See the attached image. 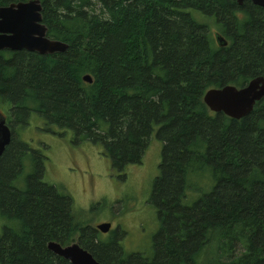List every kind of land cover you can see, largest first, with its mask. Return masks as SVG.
I'll return each mask as SVG.
<instances>
[{
  "label": "trees",
  "instance_id": "obj_1",
  "mask_svg": "<svg viewBox=\"0 0 264 264\" xmlns=\"http://www.w3.org/2000/svg\"><path fill=\"white\" fill-rule=\"evenodd\" d=\"M41 2L48 36L69 46L48 55L0 50L3 109L16 123L35 116L99 145L122 175L142 164L154 138L161 145L149 247L129 252L119 232L104 240L83 224L81 245L101 264H264V100L240 119L204 102L210 88L264 75V7ZM42 167L37 152L12 138L0 160V264H72L48 248L74 225L69 198L44 182Z\"/></svg>",
  "mask_w": 264,
  "mask_h": 264
},
{
  "label": "rangeland",
  "instance_id": "obj_2",
  "mask_svg": "<svg viewBox=\"0 0 264 264\" xmlns=\"http://www.w3.org/2000/svg\"><path fill=\"white\" fill-rule=\"evenodd\" d=\"M30 122L31 125L17 127L21 138L28 141L34 138V141L31 140L33 144L40 142L39 139L54 144L50 148H46L45 144L40 145L51 153L48 178L59 183L64 192L72 197L75 215L81 224L96 226L112 222L114 228L122 226L128 230L125 240L127 251L147 249L156 224L153 210L142 206L139 201L149 195L151 180L157 172L161 145L152 142L143 156L142 164L128 166L127 178L122 180L111 160L102 154L99 145L87 140L77 141L73 131L65 129L64 139L52 140L35 128L43 124L40 120L33 116ZM144 226L151 231L143 233ZM100 236L108 239L104 233H100Z\"/></svg>",
  "mask_w": 264,
  "mask_h": 264
},
{
  "label": "water",
  "instance_id": "obj_3",
  "mask_svg": "<svg viewBox=\"0 0 264 264\" xmlns=\"http://www.w3.org/2000/svg\"><path fill=\"white\" fill-rule=\"evenodd\" d=\"M242 3L244 0H237ZM253 3L264 6V0H252ZM41 0H26L12 2L0 6V50H28L40 54L64 52L68 43L50 38L48 26L43 22ZM216 38L221 46L227 44L224 37L217 32ZM84 80L92 82L91 75ZM264 100V76L253 78L246 86L238 88L235 85H225L210 88L204 94V102L209 109L223 112L229 117L240 119L250 114L258 101ZM11 132L5 125L4 115L0 112V156L10 143ZM110 223L97 226L102 232L109 231ZM48 248L55 254L69 260L72 264H101L91 252L74 243L62 246L51 241Z\"/></svg>",
  "mask_w": 264,
  "mask_h": 264
},
{
  "label": "flooded vegetation",
  "instance_id": "obj_4",
  "mask_svg": "<svg viewBox=\"0 0 264 264\" xmlns=\"http://www.w3.org/2000/svg\"><path fill=\"white\" fill-rule=\"evenodd\" d=\"M235 1H237V0H235ZM246 0H244L242 3H239L238 1V3L240 4V5H242L244 2H245ZM249 1H251L252 3H253V1L252 0H249ZM254 5H257V4H255V3H253ZM258 6H260V5H258ZM261 7H264V6H261ZM218 31H216L215 32V38H216V33H217ZM221 34V33H220ZM47 35H48V33H47ZM222 35V34H221ZM223 36V35H222ZM224 37V36H223ZM51 38V37H50ZM224 39H225V41L227 42V44H225L224 46H227L228 44H229V42H228V40H226V38L224 37ZM216 41H217V38H216ZM33 52V51H32ZM36 53H38V52H36ZM56 53H61V52H56ZM56 53H52V54H56ZM40 54V53H39ZM42 55H48V54H42ZM259 76H264V75H259ZM256 77H258V76H256ZM255 78V77H254ZM253 79V78H252ZM251 79V80H252ZM250 80V81H251ZM249 81V82H250ZM248 82V83H249ZM247 83V84H248ZM246 84V85H247ZM232 85V84H231ZM246 85H244V86H246ZM236 86V85H235ZM244 86H242V87H244ZM238 87V86H237ZM242 87H238V88H242ZM0 112L4 115V119H5V125L6 126H8V128H9V130H10V132H11V140H10V143H11V141H12V138H15V139H17L18 141H20V142H22V143H25L27 146H29V149H30V151L32 152V151H35V152H37L38 154H39V156H40V158H41V161H42V169H43V173H42V177H43V180H44V182L45 183H47V184H51V185H53L55 188H56V190L59 192V193H62V194H64V195H66L68 198H69V211H70V215H71V219H72V224L74 225V230L73 231H71L70 233H69V236L66 238V240H63V241H58V240H50V241H48V243L49 242H51V241H55V242H58L59 244H61L62 246H69V245H72V244H74V243H78L80 246H82L81 245V233H80V224H81V220L75 215V211H74V207H73V201H72V197L69 195V194H67L66 192H64V190H63V188H62V186L59 184V183H57V182H53V181H51L49 178H48V172L47 171H49L48 170V166H50V161H51V153L50 152H46V149L45 148H42V147H40V145L41 144H45L46 145V148H50V147H53V143H51V142H47L46 140H44V139H39V141L40 142H38V143H40L39 145H38V143H36V144H33L32 143V141L31 140H33L34 141V138H32L30 141H28L27 139H24V138H21V133L20 132H18V130H17V127H25L26 125H31V122H30V120H27L26 122H24V123H16L15 121H14V118L12 117V116H10L9 115V111H6V109H0ZM31 119V118H30ZM41 122L43 123L42 125L41 124H38V125H36L35 126V128L37 129V130H41V133L45 136V135H48L49 136V138H51L52 140H59V139H64V130H61L58 126H53V125H47V122H45L44 120H41ZM45 126V127H44ZM47 126V127H46ZM53 129H55L56 131H54ZM42 131H45V132H42ZM153 142H157L158 144H159V146H160V143L158 142V140L157 139H155L154 138V140H153ZM9 143V144H10ZM152 143V142H151ZM8 144V145H9ZM7 145V146H8ZM7 146H6V148H7ZM6 148H5V150H6ZM148 149V148H147ZM5 150L3 151V153L1 154V156H0V160H1V158H2V156L4 155V152H5ZM30 155V154H29ZM160 163H161V148H160V156H159V162H158V164H157V172H156V174L153 176V178H152V180L156 177V176H158V173H159V166H160ZM28 171V169H26V167H25V172H27ZM119 176H120V178L122 179V180H124V179H126L127 178V174L126 175H122V174H119ZM152 180H151V182H152ZM152 185V184H151ZM151 189H150V191H149V195L146 197V198H143V199H141L140 201H139V204H142V206H144V207H147V208H149V209H151V210H153V213H154V217H153V220H154V223L156 224V227H155V230H154V232L151 234V241H152V237L154 236V234H155V232H156V230H157V224H158V216H157V210H156V208L152 205V203H151ZM106 223V222H105ZM107 223H110L111 224V227H110V229H109V231H107V232H102L101 230H99L98 228H97V226L99 225H96V226H92V225H90V226H92L93 227V229L95 230V232H96V235H97V233H104V234H106L107 236H108V238H111L114 234H115V232H119V239H121L122 241H123V245H124V247L126 248V245H125V240H126V236H128V234H129V232H128V230L127 229H124V228H122V226L121 227H115L114 228V225H113V223L112 222H107ZM87 225H89V224H87ZM84 226V225H83ZM143 231V233L146 231V233H147V231L148 230H150V229H146V227L144 226L143 227V229H142ZM151 231V230H150ZM150 233V232H149ZM149 233L147 234V237H148V235H149ZM75 234H78V236L77 237H75ZM83 247V246H82ZM84 248V247H83ZM126 250H127V248H126ZM136 251H140V250H142V249H139V250H137V249H135Z\"/></svg>",
  "mask_w": 264,
  "mask_h": 264
}]
</instances>
